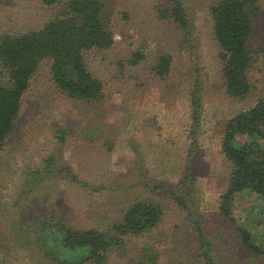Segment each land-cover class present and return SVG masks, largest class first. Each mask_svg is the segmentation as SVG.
<instances>
[{
    "label": "rangeland",
    "instance_id": "rangeland-1",
    "mask_svg": "<svg viewBox=\"0 0 264 264\" xmlns=\"http://www.w3.org/2000/svg\"><path fill=\"white\" fill-rule=\"evenodd\" d=\"M99 1L115 40L111 49L94 55L104 98L67 97L42 65L0 151V264H71L42 250L43 218L107 233L130 205L153 199L164 212L157 227L113 246L102 263L82 264H205L187 212L155 189L160 182L180 183L191 157L197 217L212 264H264V254L245 249L238 232L244 227L264 249V200L240 194L231 208L235 225L220 214L219 204L231 172L222 153L224 125L264 99V0L257 4L252 40V48L259 49L250 76L256 89L245 101L227 96L221 82L209 13L217 0H182L189 36L160 17L166 0ZM56 12L41 0H2L0 37L39 30ZM134 53L143 60L130 66ZM161 54L173 59L166 79L151 71ZM196 83L203 110L195 154L190 92ZM60 131L66 133L63 141ZM50 159V174H42Z\"/></svg>",
    "mask_w": 264,
    "mask_h": 264
},
{
    "label": "trees",
    "instance_id": "trees-1",
    "mask_svg": "<svg viewBox=\"0 0 264 264\" xmlns=\"http://www.w3.org/2000/svg\"><path fill=\"white\" fill-rule=\"evenodd\" d=\"M2 0H0V3ZM45 7L57 12L39 30L0 37V151L14 127L22 100L33 76L47 65L51 78L60 92L73 100L96 102L104 98V83L95 73L94 55L115 45L114 34L105 19L104 5L99 0H41ZM160 11L163 20L171 21L177 29L190 35V22L182 0H166ZM259 0H217L209 9L213 22V39L221 64V82L230 98L245 101L256 89L251 72L258 59V48H252L259 18ZM143 60L134 53L130 66ZM172 56L159 55L151 67L152 75L166 79L172 73ZM193 122L190 152L198 153L196 131L203 110L201 88L196 83L190 92ZM222 153L231 164L229 185L221 196L220 214L236 224L231 208L241 194L264 200V99L241 110L225 123ZM63 141L66 133L58 132ZM196 156V155H194ZM193 157L188 159L182 180L177 185L164 182L155 189L173 197L187 212L195 227L198 244L205 264H212L210 244L203 235L197 217L195 169ZM191 162V165H190ZM54 159L42 174H50ZM264 215V208H263ZM163 207L156 200L137 201L130 205L119 224L110 232L74 229L54 221L42 219L39 241L42 250L62 263H102L108 251L131 236L145 234L161 222ZM239 226V225H238ZM242 246L257 254L264 249L257 246L247 229L238 227Z\"/></svg>",
    "mask_w": 264,
    "mask_h": 264
}]
</instances>
